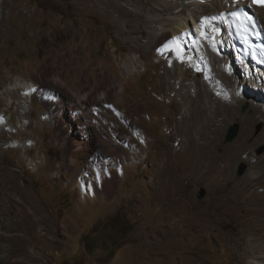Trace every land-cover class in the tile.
<instances>
[{
    "label": "rangeland",
    "instance_id": "374dc122",
    "mask_svg": "<svg viewBox=\"0 0 264 264\" xmlns=\"http://www.w3.org/2000/svg\"><path fill=\"white\" fill-rule=\"evenodd\" d=\"M132 2L0 0V187L5 180L18 184L43 218L39 229L34 214L1 204L0 264H248L238 209L254 200L252 193H244L232 211L231 205L235 183L264 158V121L253 118L250 139L230 150L250 114L247 102L235 106L239 118L223 127L214 147L203 149V159L201 151L204 166L189 170L180 152H197L200 136L189 134L192 144L185 149L183 136L180 146L170 136V127H181L186 118L165 80L168 56L152 45L150 27L133 13L142 8ZM143 12L154 17L144 6ZM129 62L135 69L125 81L123 66ZM38 75L46 93L59 99L57 107L34 100ZM200 77L191 72L192 81ZM8 89L20 92L10 96ZM96 111L100 115L91 119ZM233 124L238 135L223 145ZM69 133L83 149L76 156L74 146L66 147ZM73 158L77 168H71ZM208 168L211 180L202 177ZM224 168L226 180L217 181ZM73 176L85 179L92 198L71 188ZM117 211L134 228L130 243L108 261L102 244L113 231L102 223ZM86 235L94 241L91 254L83 247Z\"/></svg>",
    "mask_w": 264,
    "mask_h": 264
},
{
    "label": "bare ground",
    "instance_id": "6f19581e",
    "mask_svg": "<svg viewBox=\"0 0 264 264\" xmlns=\"http://www.w3.org/2000/svg\"><path fill=\"white\" fill-rule=\"evenodd\" d=\"M130 1H133L131 6L137 10L140 7L142 8L139 13H133L139 21L144 19L150 27L151 31L148 32V37L152 45L160 48L163 56H168L164 62L167 72L165 80L169 81V87L177 93L180 115L186 118L183 120L181 127H170V136L176 138L175 145L177 146L181 145V141L178 138L183 136L182 147L184 149L187 145L190 146L192 144L193 138L189 134L196 133L200 136L196 146L197 152L190 149L180 152L183 148L179 149L178 153L180 152V155L184 154V165L189 170L199 171L204 166L199 159L201 151L203 152V149L208 151L209 147H214L223 127L228 122L239 118L235 106L238 107L241 103L247 102L250 114L253 113L255 117L250 118V114L246 113L242 119L245 124L244 131H242L240 139L234 143L235 145H232L230 150L242 148L245 142L250 139L253 118L257 120L258 117L259 120L264 121V75H261L262 72L258 71V69L252 70L248 67L247 62L242 60L235 52L225 33L217 36L214 32L216 28H222L223 15L238 4H234L232 1L228 2V0H210L206 2H199L198 0H126L128 4ZM183 4L185 7H183ZM143 6L148 8V12H151L152 16H154L152 19L146 17L143 12ZM222 11L225 12L221 15ZM255 11L264 27V8H258ZM128 15L129 13L126 12L125 17ZM169 53H171L170 56ZM133 64L129 62L123 66L127 76L125 81L129 79L128 74L134 73L135 67ZM191 72L200 75L201 79L192 81ZM124 76L125 74L122 78ZM36 77L34 81L36 83L35 87L33 86L34 100L41 101V99H46L51 101L49 104L57 107L60 104L59 99L55 96L50 97L52 93L50 91L46 93V90H44L41 76L38 75ZM52 80L54 83L62 84L59 77H54ZM119 87H122L121 83ZM248 87L253 88L248 91L249 93L247 92ZM107 90L100 92L101 96L105 97ZM54 91L53 93L55 94ZM18 92H20V89L11 91L8 89L6 94L16 96ZM71 106L75 107L76 105ZM220 107L224 109H220ZM70 110L75 111L76 109L70 108ZM99 115L96 111L91 112L90 116L92 119V117ZM53 119L57 123L58 129L62 131L63 128L59 123L58 116H53ZM81 126L86 127L84 124H81ZM71 130L72 133L76 134L74 129ZM65 139L67 148L70 149V146H74L70 149L74 156L78 154V151L83 150L78 140L73 142L72 138L70 139V133L66 134ZM202 154L201 159H203L204 152ZM236 159H232L231 163ZM71 162L73 163L71 168H77V159L73 158ZM227 167L229 168L230 165ZM211 172L212 169H202V177L211 180ZM228 173V169H222L216 180L224 181ZM77 177H72L70 181L71 188H80L85 196L92 198L94 192L90 190L91 188L84 186L83 180L85 179H76ZM263 182L264 158L250 164L245 176L234 185L235 199L231 205V211L237 207L236 204H238L244 193H252L250 198L254 199L249 200L248 198L247 201H243L244 206L242 209H238V220L245 226L243 230L246 235L244 256L248 264H264V186L257 188ZM5 189L7 193H4ZM0 192L2 194L0 206L1 204H7L8 207L16 205L20 212L34 214L36 216L34 219L35 226L38 225L39 227L40 223L43 222L42 217L37 218V215L41 214L39 209L32 204L28 197L23 195L24 189L18 184L10 181L8 185V181L5 180V185L0 187ZM251 202H254V204ZM133 264H136V262H133Z\"/></svg>",
    "mask_w": 264,
    "mask_h": 264
},
{
    "label": "trees",
    "instance_id": "16d2710c",
    "mask_svg": "<svg viewBox=\"0 0 264 264\" xmlns=\"http://www.w3.org/2000/svg\"><path fill=\"white\" fill-rule=\"evenodd\" d=\"M102 227L104 229L113 231V235L109 239L110 241L102 244V247L106 251V260L110 261L113 258L116 250L130 243V234L133 231L134 223L127 220L120 211H117L113 217L103 221ZM82 240L85 252L91 254V250L94 247L92 235H86ZM81 262L82 261L77 263L74 260L71 262L63 260L60 264H81Z\"/></svg>",
    "mask_w": 264,
    "mask_h": 264
},
{
    "label": "clouds",
    "instance_id": "9594fccd",
    "mask_svg": "<svg viewBox=\"0 0 264 264\" xmlns=\"http://www.w3.org/2000/svg\"><path fill=\"white\" fill-rule=\"evenodd\" d=\"M208 1H210V0H208ZM199 2H206V1H199ZM235 3H237L238 5L237 6H234V8H232V9H230V10H235V9H238L239 8V6H240V4H242L243 5V7L242 8H244L247 12H248V14L249 15H251L252 16V18L258 23V25H259V27H261V29H262V32H263V35H264V27H263V25L260 23V21H259V19H258V17H257V14H256V11H255V9H258V8H264V4L263 5H256V4H250L249 3V0H245L243 3L241 2H234V4ZM230 10H228V11H230ZM227 11V12H228ZM223 12V11H222ZM222 14V13H221ZM243 23H245V22H247V21H242ZM218 30H220L221 31V34L222 33H225V35H226V37L228 38V36H227V32H226V27H225V25H224V22L222 23V28H216L215 29V34L217 35V36H220V35H218L217 33H216V31H218ZM229 40V39H228ZM244 61H246L247 62V65H248V67L249 68H251L252 70L254 69H258V71H261L262 72V74L261 75H264V56H262L260 59H259V61H255V60H253V59H245Z\"/></svg>",
    "mask_w": 264,
    "mask_h": 264
},
{
    "label": "water",
    "instance_id": "95a60500",
    "mask_svg": "<svg viewBox=\"0 0 264 264\" xmlns=\"http://www.w3.org/2000/svg\"><path fill=\"white\" fill-rule=\"evenodd\" d=\"M239 126L237 124H233L231 126H228L224 135V138L222 140V144H228L231 143L238 135ZM200 197L204 195V190H200Z\"/></svg>",
    "mask_w": 264,
    "mask_h": 264
}]
</instances>
